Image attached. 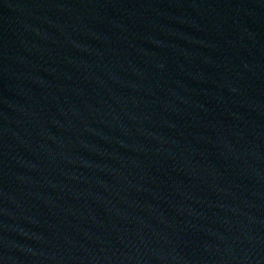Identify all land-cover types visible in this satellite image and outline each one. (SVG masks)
I'll return each instance as SVG.
<instances>
[{
	"label": "water",
	"instance_id": "1",
	"mask_svg": "<svg viewBox=\"0 0 264 264\" xmlns=\"http://www.w3.org/2000/svg\"><path fill=\"white\" fill-rule=\"evenodd\" d=\"M0 264H264V0H0Z\"/></svg>",
	"mask_w": 264,
	"mask_h": 264
}]
</instances>
